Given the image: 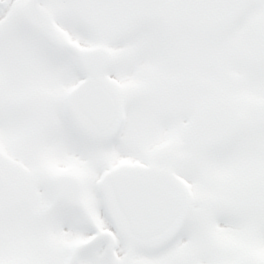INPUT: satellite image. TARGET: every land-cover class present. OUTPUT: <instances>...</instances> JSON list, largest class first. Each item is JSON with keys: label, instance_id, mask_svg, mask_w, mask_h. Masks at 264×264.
Here are the masks:
<instances>
[{"label": "snow or ice", "instance_id": "obj_1", "mask_svg": "<svg viewBox=\"0 0 264 264\" xmlns=\"http://www.w3.org/2000/svg\"><path fill=\"white\" fill-rule=\"evenodd\" d=\"M0 264H264V0H0Z\"/></svg>", "mask_w": 264, "mask_h": 264}]
</instances>
